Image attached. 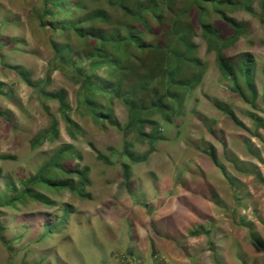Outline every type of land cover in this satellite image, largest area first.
Returning <instances> with one entry per match:
<instances>
[{"label": "rangeland", "instance_id": "1", "mask_svg": "<svg viewBox=\"0 0 264 264\" xmlns=\"http://www.w3.org/2000/svg\"><path fill=\"white\" fill-rule=\"evenodd\" d=\"M37 7L39 0H0V110L5 113L0 116V156L12 157L0 158V190L6 182L18 183L34 173L56 149L70 143L75 151L66 163L89 167L90 185L84 192L90 198L49 185L43 193L55 201L51 208L24 198L27 193L22 191H15L10 206H5L6 193H0V224L7 240L6 244L0 240V264H162L159 257L172 264L166 254L153 252V248L145 258L135 250V243L141 232L157 240L167 232L176 233L174 216L165 210L173 207L178 188H193L199 198V191L206 186L211 193L205 190L203 197L218 207L208 221L197 224L203 229L201 233L213 234L206 247L234 253L228 264H264V182L258 178L264 180V125L256 128L248 116L250 107L229 91L214 51L207 52L205 43L200 42L197 53L207 64L203 80L186 95L183 112L175 114L172 124L164 123L163 139L150 143L148 138H137L134 131L125 132L109 123L99 126L77 106L79 84L65 70L49 73L53 53L48 34L36 25ZM253 9L254 13L231 14L247 23V31L224 52L231 57L248 52L257 65L264 66V8L260 0L253 1ZM216 25L226 36L230 34L224 24ZM7 65H20L29 72L31 81L45 90L66 91L71 117L82 128L76 140L68 137L57 103L37 95ZM256 83L260 90L259 72ZM213 101L229 105L245 129L234 125ZM256 103L259 109L255 113L264 122V94ZM111 109L113 118L123 125L124 106L114 102ZM48 113L59 120V136L32 148L30 140L48 125ZM89 142L109 157L111 164L98 160ZM125 143L135 154H146L145 160H125L121 155ZM211 148L226 166L229 180L212 163L207 152ZM123 162L130 166L127 179L122 173ZM22 200L26 201L24 206ZM43 211L48 215H42ZM43 217L52 223L40 226ZM250 234H256L263 247L253 242ZM227 235L239 242L227 248ZM197 258L191 264H196ZM205 258L202 254L199 260Z\"/></svg>", "mask_w": 264, "mask_h": 264}, {"label": "trees", "instance_id": "2", "mask_svg": "<svg viewBox=\"0 0 264 264\" xmlns=\"http://www.w3.org/2000/svg\"><path fill=\"white\" fill-rule=\"evenodd\" d=\"M253 1L39 0L40 8L35 9V15L38 29L48 34L53 53L48 62L49 73L54 69L65 70L79 84L77 106L99 126L109 123L125 132L134 131L137 138H148L152 143L163 139L164 123L172 124L175 114L183 112L186 95L191 94L203 80L207 64L197 53L201 41L205 43L207 52L214 51L221 78L229 91L250 107L248 116L256 128L263 127V119L255 110L259 109L258 98L264 94V66L257 65L248 52L236 57L227 56L224 52L247 31V23L231 14L236 11L254 13ZM260 4L264 8V0H260ZM216 22L227 26L230 34L226 36ZM7 66L37 95L57 103L68 137L76 140L82 128L71 117L66 91L45 90L31 81L29 72L20 65ZM258 72L262 78L260 90L256 83ZM7 91H11L10 88ZM114 102H119L126 110L123 125L112 116ZM213 105L234 125L245 129L229 105L218 101H213ZM3 115L5 113L0 110V116ZM48 118V125L30 140L32 148L58 138L59 120L51 113H48ZM88 145L98 160L111 164L109 157L91 142ZM74 151L72 144H63L34 173L18 183L6 182L4 189L0 190L7 196L3 204L10 206V197L15 196V191H22L27 193L24 198L51 208L56 205L55 201L43 193L44 187L49 185L77 191L79 195L90 198V194L84 192V187L90 185L89 167L66 163L72 159ZM207 152L222 177L229 180L227 168L215 150L211 148ZM121 155L133 163L146 158V154L132 152L126 143ZM0 158L12 157L1 155ZM121 167L123 177L127 179L130 166L123 162ZM52 173L63 176L58 178ZM25 200H22L23 206ZM45 212H41L42 215H48ZM46 223L50 225L52 221L43 217L40 226ZM3 230L0 224V240L6 244ZM202 231L201 227H196L190 234ZM40 237L44 239V233ZM250 238L263 247L256 234H250Z\"/></svg>", "mask_w": 264, "mask_h": 264}, {"label": "crops", "instance_id": "3", "mask_svg": "<svg viewBox=\"0 0 264 264\" xmlns=\"http://www.w3.org/2000/svg\"><path fill=\"white\" fill-rule=\"evenodd\" d=\"M209 188L210 187L206 186L200 190V197L197 198L194 196L195 192L193 188L191 190L188 188L183 189L182 187H179V196L177 195L178 197H173L172 199L173 207L167 208V210H165V212L174 216V221L178 231L174 234L167 232L164 235H160V240L154 239L153 236H150L146 233L145 236L147 237H145L143 235L144 233L141 232L137 242L135 243V245H137L135 250L139 253H142L145 258H148L150 248H153V252L158 251L161 252L160 254H166L169 263L172 264H191L194 262L192 259H196V257H198L195 261L196 264H228V262H230L228 261L229 257L233 258L234 253H227L223 249L218 250L215 248L211 251L209 250L212 249L210 245H207L206 247L208 239L213 238V234L211 235L207 232L196 235L190 234L191 230L199 226L197 224L201 222L200 220L203 222L206 220L208 221V218L212 216L213 211L218 209L215 202L209 198L203 197L205 190L208 193H211ZM176 200H178L179 204H177ZM200 207H203L204 210H201ZM205 210H207V212H205ZM153 224V230L157 231V224ZM226 238L228 240L227 248L231 243L234 245L233 242H239L236 238L234 239L232 235H227ZM236 248L239 249L238 243ZM202 254L203 257H206L203 261L199 260Z\"/></svg>", "mask_w": 264, "mask_h": 264}, {"label": "built area", "instance_id": "4", "mask_svg": "<svg viewBox=\"0 0 264 264\" xmlns=\"http://www.w3.org/2000/svg\"><path fill=\"white\" fill-rule=\"evenodd\" d=\"M134 259H132V261H133ZM131 261V262H132ZM159 261H161L162 262V264H165L166 263V261H165V259L163 260V257H159Z\"/></svg>", "mask_w": 264, "mask_h": 264}]
</instances>
